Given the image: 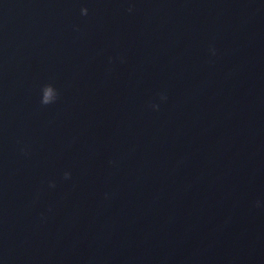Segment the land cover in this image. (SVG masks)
Segmentation results:
<instances>
[{
    "label": "clouds",
    "instance_id": "obj_1",
    "mask_svg": "<svg viewBox=\"0 0 264 264\" xmlns=\"http://www.w3.org/2000/svg\"><path fill=\"white\" fill-rule=\"evenodd\" d=\"M129 11H131V9H129ZM81 14L82 15H87L88 14V9L87 8H81ZM54 93H53V88L50 84H46L43 87V98L41 99V104L42 105H50L53 104L57 101L58 97H59V93L56 89L55 91V98L53 99ZM161 99H166V97L162 96ZM154 109H158L157 105H153ZM70 173L69 172H65L64 176L66 179L70 178ZM54 186V185H53Z\"/></svg>",
    "mask_w": 264,
    "mask_h": 264
}]
</instances>
